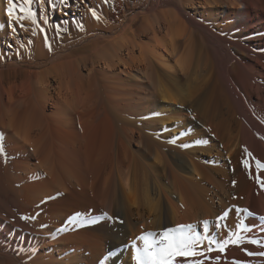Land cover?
I'll return each mask as SVG.
<instances>
[{"label": "bare ground", "instance_id": "obj_1", "mask_svg": "<svg viewBox=\"0 0 264 264\" xmlns=\"http://www.w3.org/2000/svg\"><path fill=\"white\" fill-rule=\"evenodd\" d=\"M7 7L0 264H135L179 225L198 255L174 264H264V0H34L23 28Z\"/></svg>", "mask_w": 264, "mask_h": 264}, {"label": "snow or ice", "instance_id": "obj_2", "mask_svg": "<svg viewBox=\"0 0 264 264\" xmlns=\"http://www.w3.org/2000/svg\"><path fill=\"white\" fill-rule=\"evenodd\" d=\"M34 0H7L8 7L6 9V15L8 16L10 22L16 23L20 25L21 28L24 27L25 21L31 22L35 25L36 13L33 11L31 5ZM40 7L43 8L46 0H37ZM60 2L66 3V0H60ZM107 2V0H105ZM91 16L99 21L101 17L97 14V12L93 8H89ZM43 31V29H41ZM34 34V30H33ZM45 46L49 47L47 37H45ZM3 138L0 137V140ZM245 151H247L245 149ZM5 149L2 144H0V156L4 155ZM251 153H248V156H251ZM257 168L260 170H264V163H261L259 160L255 161ZM243 167L245 169L250 168V164L247 160L242 161ZM257 182H260V178L257 177ZM240 210L237 209V213ZM245 213L248 212L247 209L243 210ZM79 213H77V216ZM106 215V214H105ZM229 216V211H224L217 219L225 220ZM21 219H26L25 217H21ZM122 222V221H121ZM205 227L209 224V221H203ZM217 228H223L224 225L217 223L215 225ZM191 225H179L176 228H166L163 229L159 235L157 236L154 232H147L146 234L139 235L135 237V241H140L142 243V247L139 248V252L133 256V260L135 264H174V261L177 257L189 258L195 257L198 255L196 251L193 250L194 246L199 245V240L189 235V232L185 229L190 230ZM237 228L239 231L232 233L227 241H224L220 244L219 251L223 252L225 250V245L231 244L234 246H239L245 239L243 235H240V231H246L241 225H238ZM235 237V238H233ZM217 243H220L217 241ZM254 244L260 243L259 241H252ZM208 251H212L211 248ZM248 255H260L264 257V251L259 253L248 252ZM202 255V253H201ZM194 264H202V261H194Z\"/></svg>", "mask_w": 264, "mask_h": 264}, {"label": "rangeland", "instance_id": "obj_3", "mask_svg": "<svg viewBox=\"0 0 264 264\" xmlns=\"http://www.w3.org/2000/svg\"><path fill=\"white\" fill-rule=\"evenodd\" d=\"M128 6H129V5H128ZM128 8H129V9H132V8H133V5H132V7L129 6ZM78 35H79V34H78ZM78 35H76V37H78ZM73 38H75V37H73ZM61 41H62V42H61ZM61 41H59L58 46H59V49L62 50V51H64V50L67 51V50H69V49H72V48H75V47H76V46L73 47V43H72V47H70L71 44H68V45H69V46H68V45L66 44L67 42H65L66 39H61ZM78 45H79V44H78ZM65 46H66V48H65ZM67 46H68V47H67ZM61 47H62V48H61ZM63 47H64L65 49H64ZM78 47H80V45H79Z\"/></svg>", "mask_w": 264, "mask_h": 264}]
</instances>
